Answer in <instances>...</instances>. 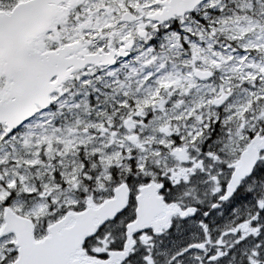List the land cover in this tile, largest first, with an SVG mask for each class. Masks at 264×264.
Returning <instances> with one entry per match:
<instances>
[{
    "label": "snow or ice",
    "instance_id": "6c2138e0",
    "mask_svg": "<svg viewBox=\"0 0 264 264\" xmlns=\"http://www.w3.org/2000/svg\"><path fill=\"white\" fill-rule=\"evenodd\" d=\"M0 264H264V0H0Z\"/></svg>",
    "mask_w": 264,
    "mask_h": 264
}]
</instances>
